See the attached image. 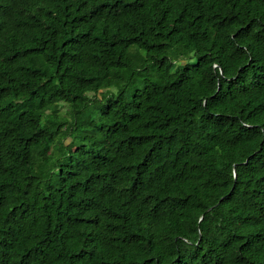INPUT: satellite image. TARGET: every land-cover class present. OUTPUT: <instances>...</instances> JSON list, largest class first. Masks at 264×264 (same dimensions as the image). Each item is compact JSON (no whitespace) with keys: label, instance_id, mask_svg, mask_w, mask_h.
Listing matches in <instances>:
<instances>
[{"label":"trees","instance_id":"trees-1","mask_svg":"<svg viewBox=\"0 0 264 264\" xmlns=\"http://www.w3.org/2000/svg\"><path fill=\"white\" fill-rule=\"evenodd\" d=\"M0 264H264V0H0Z\"/></svg>","mask_w":264,"mask_h":264},{"label":"rangeland","instance_id":"rangeland-1","mask_svg":"<svg viewBox=\"0 0 264 264\" xmlns=\"http://www.w3.org/2000/svg\"><path fill=\"white\" fill-rule=\"evenodd\" d=\"M97 107H98V105H97Z\"/></svg>","mask_w":264,"mask_h":264},{"label":"water","instance_id":"water-1","mask_svg":"<svg viewBox=\"0 0 264 264\" xmlns=\"http://www.w3.org/2000/svg\"><path fill=\"white\" fill-rule=\"evenodd\" d=\"M210 210V209H209Z\"/></svg>","mask_w":264,"mask_h":264}]
</instances>
